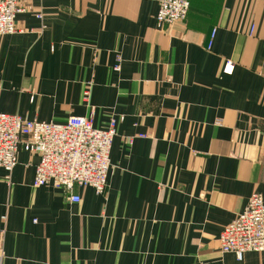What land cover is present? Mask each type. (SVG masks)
Masks as SVG:
<instances>
[{"label": "crops", "instance_id": "0c3cea01", "mask_svg": "<svg viewBox=\"0 0 264 264\" xmlns=\"http://www.w3.org/2000/svg\"><path fill=\"white\" fill-rule=\"evenodd\" d=\"M158 2L20 1L0 113L123 120L103 196L33 188L38 156L20 148L9 182L0 168V264H264L219 243L251 194L264 201V0H190L162 28Z\"/></svg>", "mask_w": 264, "mask_h": 264}, {"label": "built area", "instance_id": "2783aa9c", "mask_svg": "<svg viewBox=\"0 0 264 264\" xmlns=\"http://www.w3.org/2000/svg\"><path fill=\"white\" fill-rule=\"evenodd\" d=\"M20 1L0 0V37L18 31L15 18L22 11ZM189 8L190 0H159L155 15L157 27L183 22ZM37 18L42 19V15ZM119 68L116 65L113 71L118 72ZM232 70L233 64L226 61L223 72L230 74ZM122 120V117H112L106 128L100 129L93 126L92 115L71 116L56 123L0 113V168L6 172L5 179L9 182L20 148L38 156L33 188L50 186L67 195V201L72 204L81 200L74 194L76 186L89 187L95 195L103 196L111 168L109 152L117 123ZM219 243L222 253H231L239 261L248 252H264V201L259 193L249 196L242 212L222 230Z\"/></svg>", "mask_w": 264, "mask_h": 264}]
</instances>
